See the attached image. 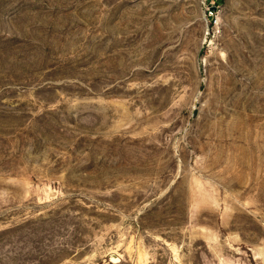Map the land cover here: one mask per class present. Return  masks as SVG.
Masks as SVG:
<instances>
[{
    "label": "rangeland",
    "instance_id": "1",
    "mask_svg": "<svg viewBox=\"0 0 264 264\" xmlns=\"http://www.w3.org/2000/svg\"><path fill=\"white\" fill-rule=\"evenodd\" d=\"M0 264H264V0H0Z\"/></svg>",
    "mask_w": 264,
    "mask_h": 264
},
{
    "label": "water",
    "instance_id": "2",
    "mask_svg": "<svg viewBox=\"0 0 264 264\" xmlns=\"http://www.w3.org/2000/svg\"><path fill=\"white\" fill-rule=\"evenodd\" d=\"M116 259V257L113 258V261Z\"/></svg>",
    "mask_w": 264,
    "mask_h": 264
}]
</instances>
